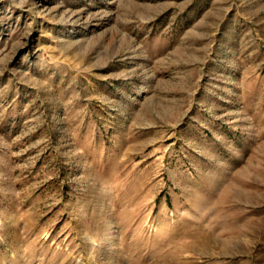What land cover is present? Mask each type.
I'll return each instance as SVG.
<instances>
[{
    "label": "rangeland",
    "instance_id": "obj_1",
    "mask_svg": "<svg viewBox=\"0 0 264 264\" xmlns=\"http://www.w3.org/2000/svg\"><path fill=\"white\" fill-rule=\"evenodd\" d=\"M0 264H264V0H0Z\"/></svg>",
    "mask_w": 264,
    "mask_h": 264
}]
</instances>
